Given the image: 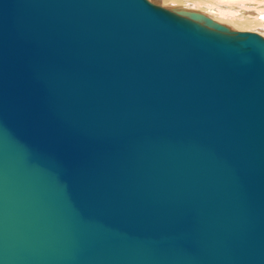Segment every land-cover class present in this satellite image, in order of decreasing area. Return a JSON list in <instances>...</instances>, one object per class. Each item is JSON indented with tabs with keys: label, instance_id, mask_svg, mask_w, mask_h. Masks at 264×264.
<instances>
[{
	"label": "water",
	"instance_id": "95a60500",
	"mask_svg": "<svg viewBox=\"0 0 264 264\" xmlns=\"http://www.w3.org/2000/svg\"><path fill=\"white\" fill-rule=\"evenodd\" d=\"M0 264H264V36L0 0Z\"/></svg>",
	"mask_w": 264,
	"mask_h": 264
},
{
	"label": "bare ground",
	"instance_id": "6f19581e",
	"mask_svg": "<svg viewBox=\"0 0 264 264\" xmlns=\"http://www.w3.org/2000/svg\"><path fill=\"white\" fill-rule=\"evenodd\" d=\"M165 5L202 14L232 30L253 31L264 36V0H162ZM167 5V6H169Z\"/></svg>",
	"mask_w": 264,
	"mask_h": 264
},
{
	"label": "rangeland",
	"instance_id": "374dc122",
	"mask_svg": "<svg viewBox=\"0 0 264 264\" xmlns=\"http://www.w3.org/2000/svg\"><path fill=\"white\" fill-rule=\"evenodd\" d=\"M151 1H153V2H155V3H158V4L162 5L163 7L167 8V9H171V10H175V11H178V12H180V13H183V11H181L180 9H176V8L173 7V6H170L169 3H167V4L165 5V3H164L162 0H151ZM167 5H169V6H167Z\"/></svg>",
	"mask_w": 264,
	"mask_h": 264
}]
</instances>
